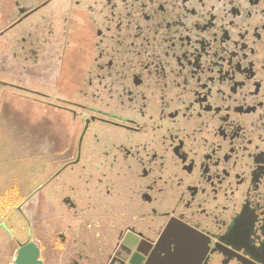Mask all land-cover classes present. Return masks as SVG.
I'll return each instance as SVG.
<instances>
[{"label":"flooded vegetation","instance_id":"flooded-vegetation-1","mask_svg":"<svg viewBox=\"0 0 264 264\" xmlns=\"http://www.w3.org/2000/svg\"><path fill=\"white\" fill-rule=\"evenodd\" d=\"M5 52L42 264H264V0H0Z\"/></svg>","mask_w":264,"mask_h":264},{"label":"rangeland","instance_id":"rangeland-1","mask_svg":"<svg viewBox=\"0 0 264 264\" xmlns=\"http://www.w3.org/2000/svg\"><path fill=\"white\" fill-rule=\"evenodd\" d=\"M1 42L6 43L5 40ZM10 63V53L0 55V76H2L0 78L9 77ZM3 92L7 93L0 89V262L12 264L19 247L17 243H25L29 239L27 232L30 227L27 225L23 211L31 214L35 230H37L35 224L41 219L40 215L34 213L38 211L37 204L33 203L35 201L28 202V197L40 184L41 173L39 168L32 170L30 160L27 159L29 144L27 130L30 126L40 129L43 118L39 110L34 109L35 111L32 112L35 115L28 114L26 120L30 122H26L24 120L26 108L23 104L18 106L17 103V105L13 104L14 109H11L20 112L21 118L24 119L22 121L10 119L7 113L9 108L4 106L11 102L9 93L3 102ZM35 230L31 231L33 239L38 238Z\"/></svg>","mask_w":264,"mask_h":264},{"label":"water","instance_id":"water-1","mask_svg":"<svg viewBox=\"0 0 264 264\" xmlns=\"http://www.w3.org/2000/svg\"><path fill=\"white\" fill-rule=\"evenodd\" d=\"M40 250L33 241L19 245L14 264H42L39 259Z\"/></svg>","mask_w":264,"mask_h":264},{"label":"crops","instance_id":"crops-1","mask_svg":"<svg viewBox=\"0 0 264 264\" xmlns=\"http://www.w3.org/2000/svg\"><path fill=\"white\" fill-rule=\"evenodd\" d=\"M4 226V225H3ZM5 227V226H4ZM6 229V228H5ZM9 234V233H8ZM0 264H1V262H0Z\"/></svg>","mask_w":264,"mask_h":264}]
</instances>
